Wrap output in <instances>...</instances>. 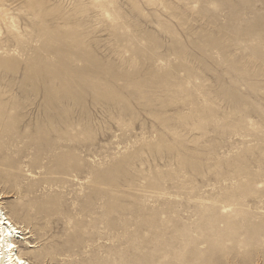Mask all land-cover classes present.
I'll return each instance as SVG.
<instances>
[{"label":"rangeland","instance_id":"374dc122","mask_svg":"<svg viewBox=\"0 0 264 264\" xmlns=\"http://www.w3.org/2000/svg\"><path fill=\"white\" fill-rule=\"evenodd\" d=\"M0 210L36 264H264V0H0Z\"/></svg>","mask_w":264,"mask_h":264},{"label":"bare ground","instance_id":"6f19581e","mask_svg":"<svg viewBox=\"0 0 264 264\" xmlns=\"http://www.w3.org/2000/svg\"><path fill=\"white\" fill-rule=\"evenodd\" d=\"M20 235L17 227L0 210V264H36L26 257L27 253L33 254V251L24 253L17 246L16 243L22 240Z\"/></svg>","mask_w":264,"mask_h":264}]
</instances>
